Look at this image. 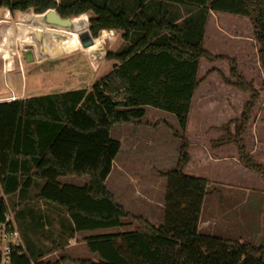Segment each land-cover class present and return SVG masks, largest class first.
<instances>
[{
    "label": "trees",
    "instance_id": "16d2710c",
    "mask_svg": "<svg viewBox=\"0 0 264 264\" xmlns=\"http://www.w3.org/2000/svg\"><path fill=\"white\" fill-rule=\"evenodd\" d=\"M0 7L35 14L54 9L73 21L90 13L88 31L93 38L102 30H118L124 42L117 51L106 53L105 58L115 62L89 89L0 102V183L5 195L24 196L36 185L37 198L65 212L72 236L102 231L84 239L97 260L80 264H264V246L198 232L209 181L184 173L190 160L185 130L199 84V61L226 59L203 48L208 16L246 17L264 71V0H0ZM229 61L237 79L232 85L250 96L234 132L224 128V136L213 147L235 145L242 166L264 180V166L254 161L243 139L259 93L236 72L234 60ZM145 107L172 114L179 129L173 132L179 140L177 160L164 174V221L154 225L133 217L136 229L104 232L123 227L127 217L105 187L120 148L110 130L142 118ZM68 175H84L88 181L81 186L58 181ZM4 206L0 198V209ZM62 245L55 242L53 249ZM41 257L32 259L28 253L19 264H41Z\"/></svg>",
    "mask_w": 264,
    "mask_h": 264
},
{
    "label": "rangeland",
    "instance_id": "374dc122",
    "mask_svg": "<svg viewBox=\"0 0 264 264\" xmlns=\"http://www.w3.org/2000/svg\"><path fill=\"white\" fill-rule=\"evenodd\" d=\"M30 12L17 11L10 17L0 16V19L26 20ZM81 15L73 22L78 23ZM86 15L89 17L90 13ZM19 26L13 24L14 48H10L5 60L0 56V69L4 66L6 70L5 74L0 71V98L10 95L8 88L19 94L21 88L26 87L24 97L30 93H38L32 95L36 96L89 89L115 62L106 59V53L115 52L124 45L120 31L108 30L109 35L103 36L102 30L95 38L89 34L91 43L84 47L78 35L88 30V19L85 27L73 33L33 31ZM96 38H100V45L89 53L87 49L93 47ZM202 45L212 55H222L226 59L211 62L200 59L199 84L192 97L185 130L190 161L184 173L209 181L197 229L206 236L264 246V235L256 234L264 225V180L242 166L235 145L213 147V142L224 136V128L234 132L250 96L249 92L232 85L237 81L230 72L229 59H232L236 72L246 82H251L259 93L243 139L254 161L264 166V71L259 65L252 25L243 16L211 13ZM27 52L30 55H26ZM174 131L179 132L175 117L151 107H145L144 116L138 120L112 126L110 136L119 141L120 148L112 161L105 187L127 217L123 219V227L105 232L136 229L138 222L133 217H142L154 225L163 223L167 186L164 174L175 166L179 149ZM66 180L74 185L80 182L74 176ZM36 192L35 185L24 196L19 193L5 196L30 257L36 259L41 254V264H71V255L97 258L85 248L84 239L88 233L79 234L75 239L74 253H67L68 249L61 247L57 251L53 249L54 243L63 239L57 235L60 226L64 227L68 220L59 218L60 209L37 198ZM39 212L42 216L36 217Z\"/></svg>",
    "mask_w": 264,
    "mask_h": 264
},
{
    "label": "built area",
    "instance_id": "2783aa9c",
    "mask_svg": "<svg viewBox=\"0 0 264 264\" xmlns=\"http://www.w3.org/2000/svg\"><path fill=\"white\" fill-rule=\"evenodd\" d=\"M111 32H114L113 30ZM0 71L2 74L5 72ZM21 70V67H20ZM8 88V87H7ZM10 95L0 98V102L13 101L16 99L12 90L8 88ZM0 198L4 201V208L0 209V264H19L23 256L28 257V251L25 247L20 230L18 229L12 211L5 201V195L0 183ZM40 261V260H38ZM30 264H34L30 261Z\"/></svg>",
    "mask_w": 264,
    "mask_h": 264
},
{
    "label": "bare ground",
    "instance_id": "6f19581e",
    "mask_svg": "<svg viewBox=\"0 0 264 264\" xmlns=\"http://www.w3.org/2000/svg\"><path fill=\"white\" fill-rule=\"evenodd\" d=\"M27 16L28 17L26 20L20 18H18L17 21H7V19H0V56L3 60H5L7 54H9L8 52H10V48L11 50L14 48L16 42L15 34L13 31V24L20 25L19 27H21V29H25L27 27L31 28V30L33 31H36L37 29H41V30H52L57 32H63V33H73L85 27L88 18V15L83 14L80 16V20L78 23H74L73 20L71 19V28L66 29L62 27L50 26L48 24H45L40 18L41 15L35 14L34 12L27 13ZM108 35H109L108 30H104L103 36H108ZM22 37L23 40H26L24 35H22ZM100 42H101L100 38H96L94 40L93 47L89 46L87 51L90 53L97 50L98 46L100 45ZM2 70L6 72L4 68Z\"/></svg>",
    "mask_w": 264,
    "mask_h": 264
},
{
    "label": "crops",
    "instance_id": "0c3cea01",
    "mask_svg": "<svg viewBox=\"0 0 264 264\" xmlns=\"http://www.w3.org/2000/svg\"><path fill=\"white\" fill-rule=\"evenodd\" d=\"M15 12H17V11H15ZM32 13H33V11H31ZM10 14H11V12L8 10V9H6V8H3V7H0V16H2V17H10ZM87 14V13H86ZM90 16V15H89ZM89 18V17H88ZM87 18V19H88ZM114 31V30H113ZM114 32H116V31H114ZM5 74V73H4ZM13 92V91H12ZM25 93H27V91H26V87L24 88V87H22L21 88V91H20V93L19 94H15V93H13L14 94V96L16 97V99H24V98H28V97H32V95L33 94H38V93H30V94H28L27 96H25L24 97V94ZM52 93H56V92H52ZM47 94H50V93H47ZM44 95V94H43ZM36 96H39V95H36ZM15 99V100H16ZM190 161V160H189ZM189 163V162H188ZM109 176V175H108ZM107 176V177H108ZM68 177H70L69 175L68 176H63V177H59L58 178V181L60 182V183H66L67 182V180L66 179H68ZM74 177H77V176H74ZM78 179H80V182H79V184L78 185H76V186H81V185H84V184H86L87 183V181H88V178L86 177V176H80V177H77ZM62 179H65V180H62ZM82 179H84V180H82ZM107 179V178H106ZM82 180V181H81ZM65 181V182H64ZM106 181V180H105ZM40 182L42 183V181H40V180H37L36 181V184H38V185H41L40 184ZM68 184H70V183H68ZM72 185H74V184H72ZM33 186H35V185H33ZM31 188V187H30ZM29 188V189H30ZM28 189V190H29ZM37 192H38V187H37ZM36 192V193H37ZM16 193H18V192H16ZM15 194V193H14ZM5 195V194H4ZM12 195V194H11ZM6 196V195H5ZM8 196V195H7ZM8 205V204H7ZM53 205V204H52ZM9 206V205H8ZM43 205H41V208H43L42 207ZM33 209V208H32ZM56 209V208H55ZM30 211H32V210H30ZM41 212H39L37 215H36V217H41L42 216V213L40 214ZM58 214H59V218H62V219H64L65 221L67 220V215L65 214V212L64 211H62L61 209L60 210H58ZM48 218V217H47ZM52 218H53V216H52ZM65 226H66V229H65ZM64 227L63 226H60V228H59V231L57 232V235L58 236H63V239L61 240V242H62V244H64V245H62L61 246V248H63V249H68V251L66 250V252L67 253H74V251H73V244H75V239L78 237V235L79 234H82V233H88L89 235H92V234H96V233H100V232H102V231H93V232H78V233H74L73 234V236L71 235V231H70V226H69V224H68V222H66V225H65ZM106 230H104V232H105ZM262 232H264V225H262V229H260V230H258L257 232H256V234L259 236V235H264V234H261ZM22 236V235H21ZM23 238V237H22ZM73 240V241H72ZM85 245V244H84ZM61 248H58V249H55V251H57V250H59V249H61ZM85 248H86V246H85ZM70 251V252H69ZM40 255V254H39ZM38 255V256H39ZM71 264H80L79 263V261L80 260H94V261H96L97 260V258H95V259H90V258H80V257H77V258H75V257H73L72 255H71ZM41 259H43V257H41ZM60 264H63L62 262H60Z\"/></svg>",
    "mask_w": 264,
    "mask_h": 264
},
{
    "label": "water",
    "instance_id": "95a60500",
    "mask_svg": "<svg viewBox=\"0 0 264 264\" xmlns=\"http://www.w3.org/2000/svg\"><path fill=\"white\" fill-rule=\"evenodd\" d=\"M39 15H41L40 18L45 24L66 29L71 28V18H61L54 9H48L47 11ZM88 36V30L86 31V33L78 35L84 47H87L91 43V39L89 38L90 36ZM26 55H30V52H27Z\"/></svg>",
    "mask_w": 264,
    "mask_h": 264
}]
</instances>
